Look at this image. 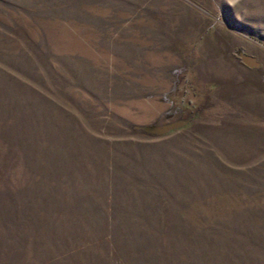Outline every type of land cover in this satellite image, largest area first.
I'll return each mask as SVG.
<instances>
[{
	"label": "rangeland",
	"instance_id": "obj_1",
	"mask_svg": "<svg viewBox=\"0 0 264 264\" xmlns=\"http://www.w3.org/2000/svg\"><path fill=\"white\" fill-rule=\"evenodd\" d=\"M0 264H264V0H0Z\"/></svg>",
	"mask_w": 264,
	"mask_h": 264
}]
</instances>
